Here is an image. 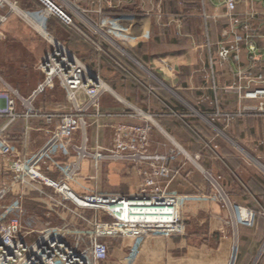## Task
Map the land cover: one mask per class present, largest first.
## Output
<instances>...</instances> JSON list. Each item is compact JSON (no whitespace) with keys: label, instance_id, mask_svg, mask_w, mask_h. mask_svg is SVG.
<instances>
[{"label":"crops","instance_id":"crops-1","mask_svg":"<svg viewBox=\"0 0 264 264\" xmlns=\"http://www.w3.org/2000/svg\"><path fill=\"white\" fill-rule=\"evenodd\" d=\"M11 1H17L22 9L29 12L41 9L39 3L30 0ZM55 1L73 16L83 32L75 31L56 17L46 22L39 18L15 17L16 23L12 22L5 28L3 37L7 49L4 57L11 60L10 65L0 63L9 80L24 92L35 87L38 76L28 77V70L22 68L16 59L22 56L27 58L25 61L34 63L37 60V64L43 60L51 50V45L41 35L42 29L46 28L56 40L69 46L74 54L78 53L79 56L76 55L91 70L102 75L114 91V94H107L101 100V111L105 117L98 119L91 116L88 133L91 151L95 152L106 144L108 123L131 121V106L154 114L156 123L161 124L159 126L164 133L153 134L152 153L167 155L171 148L181 151L174 163L180 170L179 174L171 180H160V185L173 194L183 196L182 233L112 240L109 257L103 264H230L235 243L239 246L236 264H264V214L258 217L254 228L233 226L228 208L216 197L214 185L207 179V172H211L217 181L221 170L223 153L218 140L221 131L216 127L212 130L209 125L205 127L209 120L215 122L216 117L229 114L232 127L239 131L236 133L238 140L243 134L247 138L261 131L264 134V130L257 126L264 124V99H245L241 91L248 86L245 77L248 73L254 78L250 89L264 88V0H240L238 6L241 14H255L252 22L257 47L255 60H251L249 51L245 50L240 62L231 60L214 68H208V65L219 49L221 30L227 25L224 0H72L76 10L62 0ZM100 11L133 16L150 14L152 21L149 26L128 22L118 26L132 38L133 42L128 44L108 30L98 32ZM19 27L30 32L41 45L23 36L22 39L28 41L24 45L29 52L24 50L25 53L23 51L18 55L15 49L19 44L14 41L20 37L17 34ZM84 34L112 52L121 54V63L128 73L120 65H115L110 55L99 56L94 44ZM112 40L119 47L122 45L130 57L123 55ZM163 60L174 68L177 75L163 68ZM139 66L151 69L158 76L159 81L147 76L149 81L155 82L152 85L154 93L140 86L131 76L140 78L144 74ZM208 70L212 74L211 83L208 81ZM260 77L262 79L258 81ZM178 93L182 96L179 97ZM208 94L209 98L206 97ZM35 106L47 114L71 109L65 91L59 86L49 90ZM193 107L202 111L203 115L196 118L192 114ZM208 107H212V111ZM194 119H199L205 126L191 129L186 123ZM30 123L32 129L28 133L26 148L22 145V120L8 130L16 155L32 156L40 152L50 140L57 120L49 124L45 116L32 117ZM233 132L236 131L233 129ZM75 141L82 143V132L76 134ZM251 151L264 161V147H255ZM196 156H201V159L197 161ZM68 159L69 156L63 152L54 151L40 167L45 175L58 180L61 178L58 164ZM9 163L10 160L0 157V188L7 185L10 179ZM80 169V185L85 191L119 190L123 195L140 192L142 177L136 169L123 163L102 162L97 168L95 162L89 160ZM230 170L236 174L240 184V192H233L234 201L264 212V167L245 166L237 157ZM13 198L14 194L9 195L6 203ZM44 205H48L47 199L36 193L27 197L26 209L29 212L40 214L41 219L49 224H61L66 214L60 211L58 215L51 214Z\"/></svg>","mask_w":264,"mask_h":264},{"label":"built area","instance_id":"built-area-1","mask_svg":"<svg viewBox=\"0 0 264 264\" xmlns=\"http://www.w3.org/2000/svg\"><path fill=\"white\" fill-rule=\"evenodd\" d=\"M36 1L41 9L29 12L22 9L17 1L0 0V40L4 37L5 28L15 17L39 18L45 22L56 17L75 31L83 32L72 15L55 0ZM62 1L76 10L71 0ZM239 3L240 0H224L227 25L220 33L224 43L216 52L223 63L231 60L240 62L245 50L249 51V58L255 60L257 47L252 25L255 14L239 13ZM100 16L98 32L108 30L121 42L128 44L133 42L132 38L118 26L126 22L149 26L152 21L150 14L115 17L100 11ZM44 29L41 35L51 45V50L37 66L42 79L30 94H22L0 72V157L10 160L8 171L11 172L8 184L0 188V264H103L109 257L112 240L181 234L183 196L173 194L160 185V180H171L179 174L180 170L174 163L181 151L171 148L167 155L152 153L153 134L164 132L156 123L154 114L134 106L130 107L133 110L131 121L108 123L106 144L95 152L91 151L88 147L91 116L98 119L105 117L101 111V100L107 94H114V91L99 73L91 70ZM84 36L94 44L99 56L108 55L100 42L96 44L91 37ZM113 43L123 55L130 57L122 45L119 47ZM212 59L215 66V59ZM161 64L177 75L167 62L163 60ZM121 68L128 73L123 65ZM140 68L150 75L149 78L158 80L151 69L144 66ZM250 75L248 73L245 76L248 79L245 98L264 99V88L250 89L249 85L254 83ZM131 76L142 84L141 79ZM261 79L258 78V81ZM56 86L65 91L66 99L71 104L70 111L49 114L40 112L35 103ZM144 87L154 93L152 87ZM43 116L49 124L57 120L50 140L35 155H16L8 130L18 120H22V145L26 148L28 133L32 129L30 119ZM79 132H82L81 144L75 141ZM54 151L69 156L66 162L58 164L61 173L58 180L45 175L40 167L41 162H46L47 156ZM195 159L200 160V156ZM89 160H93L97 168L102 162H119L136 169L142 177L139 194L123 195L119 190H83L80 185V168ZM207 179L213 183L216 197L228 208L233 226L254 228L257 211L233 203L211 172H207ZM31 193L47 199L48 205L44 207L51 214L58 215V211L66 214L61 219L62 223L49 224L41 219L40 214L29 212L26 200ZM11 194H14V198L6 203ZM146 209L148 214L144 216L141 212ZM120 211L121 217L118 216ZM157 217L161 219L157 220ZM238 247V243H235L230 264H236Z\"/></svg>","mask_w":264,"mask_h":264},{"label":"rangeland","instance_id":"rangeland-1","mask_svg":"<svg viewBox=\"0 0 264 264\" xmlns=\"http://www.w3.org/2000/svg\"><path fill=\"white\" fill-rule=\"evenodd\" d=\"M23 1H29V0H23ZM31 1V0H30ZM72 1V0H71ZM33 3V1H32ZM122 15V14H121ZM126 16V15H125ZM131 16V15H130ZM73 17V16H72ZM14 22V19L11 21V23ZM10 23V24H11ZM226 26V25H225ZM224 26V27H225ZM20 30L17 31V34L20 36L19 38L16 37L15 41L14 42H17L19 45L16 47V52L19 54H22V52L24 50H27V52H29L28 50V47L26 45H24L25 43L24 42H28L26 41V39H22L23 36H28L29 40L33 41L34 43H38L40 44V42H38V40L30 33V32H27L26 29L22 28V27H19ZM87 35V34H85ZM31 38H30V37ZM89 37V36H88ZM25 38V37H24ZM27 38V37H26ZM6 39L4 40H0V63H3V64H6V65H10V59L4 57V55H6ZM95 43L97 44L98 41H95ZM224 43V41L220 40V45H222ZM99 44V43H98ZM102 44V43H101ZM104 44V43H103ZM41 45V44H40ZM67 49L70 50V47L63 44ZM95 47V46H94ZM220 47V46H219ZM25 48V49H24ZM112 48V47H111ZM103 49L106 51V53L108 55H110V57H112V61L114 62L115 65L117 66H121L123 65L121 63V54L119 55V53H116L115 51H111L109 49H107L106 47H103ZM95 50L97 51V48L95 47ZM71 51V50H70ZM72 52V51H71ZM25 53V51H24ZM74 53V51L72 52ZM76 53V52H75ZM78 56L79 54L76 53ZM75 54V55H76ZM212 58L215 59V66L214 64H212ZM210 60V65H208V68L212 67H216L217 64L221 63V64H225V63H229V62H220V59L215 55H213ZM27 59V58H26ZM26 59L22 58V56L18 57L16 59L17 63H19L21 65L22 68H26V70H28L26 73H27V76L28 77H32L34 74L38 76L37 80H36V84H35V87L32 88L31 90H29L28 92H24L22 89H20L19 87H16L10 80L9 78L5 75L6 71L0 66V72L6 76V78L8 79V81L13 85L15 86L16 88H18L22 94L24 95H28L30 94L35 88L36 86L38 85V83L41 81L42 79V75L41 73L38 71V64H37V60L33 63V62H29V61H25ZM81 59V58H80ZM82 60V59H81ZM15 62V60H13ZM12 61V63H13ZM83 63H85L83 60H82ZM16 63V62H15ZM95 64V63H94ZM124 66V65H123ZM4 70V71H3ZM5 72V73H4ZM144 74L141 75V77L139 79H141V83L140 86H142L143 88H145L144 86H147V87H152V85L155 83L153 81H149L150 79L153 80V78H150L148 79V73L147 72H143ZM147 74V75H146ZM150 76V75H149ZM102 79L105 81L106 79H104V77L101 75ZM158 77V76H157ZM212 74L211 72L208 70V81L211 83L212 82ZM254 79V78H253ZM106 82V81H105ZM248 82V80H247ZM250 82V80H249ZM107 83V82H106ZM210 83H207L208 85ZM108 84V83H107ZM109 85V84H108ZM110 86V85H109ZM111 87V86H110ZM243 91L242 93V97L245 98L246 96V92L248 90H241ZM160 93V92H159ZM179 97H181L182 95L180 93H178ZM207 98L210 97V95L208 94L206 96ZM212 97V95H211ZM42 98V97H41ZM219 100L221 99V97L218 98ZM246 99V98H245ZM193 109V113L196 118L200 115H203V112L202 111H199L198 108H192ZM212 107H208V110L212 111ZM219 109V108H218ZM221 109V108H220ZM174 110V109H173ZM224 110V108L222 109ZM176 110L173 111V113H176L175 112ZM197 114V115H196ZM221 114V113H220ZM178 115V114H177ZM179 120H181V118H178ZM205 119H207L205 117ZM216 121L213 122L212 120H209V124H203L202 122H199L200 120L199 119H194L193 121H190L189 124L186 123V125L190 126L191 129H194L196 128V126H205V127H209L211 126L210 128L213 130V127H216L217 129H219L221 131V134L219 135L220 137H218V140L221 141V151L223 153V158H222V163H221V170L218 172V176H217V181L218 183L223 187V189L226 191V193L228 194L229 198L232 200L233 203L235 204H239V203H236L233 199V192H240V189L238 188V186L240 185L239 182H238V179L236 177V174L234 175L232 173V171L230 170V166H232V163L234 164L236 161H237V157L238 159H240L242 162H244L245 166H250V167H254V166H258V167H264V161L262 158H258L257 155H253L251 150L255 147H264V134H262L261 132L260 133H257V134H253L252 138H247V136L244 137V134H243V137L242 138H236L237 135L236 133L239 131H237L235 128L232 127V123L230 122V119H229V114H227V116L223 115L222 117H216L215 119ZM160 124V123H159ZM158 124V125H159ZM211 124V125H210ZM161 125V124H160ZM209 125V126H208ZM258 127L261 128V130H264V124L262 123H259L257 125ZM262 126V127H261ZM195 127V128H194ZM263 128V129H262ZM233 129L236 131V132H233ZM246 135V134H245ZM242 139V140H241ZM263 143V144H261ZM261 144V145H260ZM200 159H201V156H200ZM42 163H46V162H41ZM248 171V170H247ZM252 174V173H250ZM241 205V204H239ZM243 206V205H241ZM247 207V206H245ZM253 209V208H252ZM255 211H257L258 213V217L262 214V211L261 209H254ZM258 217H257V220H258ZM239 248V247H238ZM238 252H239V249H238ZM239 254V253H238Z\"/></svg>","mask_w":264,"mask_h":264},{"label":"trees","instance_id":"trees-1","mask_svg":"<svg viewBox=\"0 0 264 264\" xmlns=\"http://www.w3.org/2000/svg\"><path fill=\"white\" fill-rule=\"evenodd\" d=\"M35 3H38L36 0H31ZM108 15H112V16H115V17H121V16H130L129 14H124V13H121V12H111V13H107ZM122 14V15H121ZM132 16V15H131ZM132 55V54H131ZM134 56V55H133Z\"/></svg>","mask_w":264,"mask_h":264},{"label":"bare ground","instance_id":"bare-ground-1","mask_svg":"<svg viewBox=\"0 0 264 264\" xmlns=\"http://www.w3.org/2000/svg\"><path fill=\"white\" fill-rule=\"evenodd\" d=\"M127 212H129L128 214L130 215V211L128 210ZM141 214H143L144 216H147V214H148V213H147V209L144 210L143 212H141ZM118 216L121 217V211L118 212ZM156 219H157V220H158V219L160 220L161 217H157Z\"/></svg>","mask_w":264,"mask_h":264}]
</instances>
